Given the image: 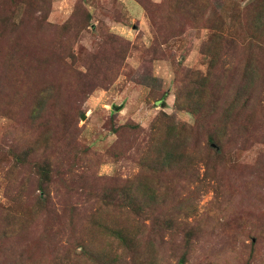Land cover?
I'll return each instance as SVG.
<instances>
[{"label": "rangeland", "instance_id": "374dc122", "mask_svg": "<svg viewBox=\"0 0 264 264\" xmlns=\"http://www.w3.org/2000/svg\"><path fill=\"white\" fill-rule=\"evenodd\" d=\"M163 1L0 0V264H93L79 253L99 210L113 216L104 221L139 235L146 264H155L153 256L178 264L184 252L187 264H264V43L240 25L241 7L253 0H211L233 39L213 66V29L178 16L167 24L157 8ZM205 44L213 51L203 52ZM250 58L260 79L244 91ZM187 71L211 76L210 100L221 111L236 95L248 100L228 115L227 147L216 164L199 162L206 137L193 141L192 166L162 178L164 209H107L104 194L144 173L142 160L155 156L159 119L195 125L175 106ZM37 165L50 169L46 191ZM168 205L183 214L192 207L191 224L180 214L167 229ZM187 232L191 244L183 241Z\"/></svg>", "mask_w": 264, "mask_h": 264}, {"label": "trees", "instance_id": "16d2710c", "mask_svg": "<svg viewBox=\"0 0 264 264\" xmlns=\"http://www.w3.org/2000/svg\"><path fill=\"white\" fill-rule=\"evenodd\" d=\"M157 8L164 13L162 17L167 24H171L173 18L178 16L192 23L194 28L213 29L215 36L209 46L213 48L214 56L216 52V58L212 66L218 62L221 52L227 48L229 42L233 41L229 35L224 34L227 23L218 16L211 0H164ZM146 10L149 12L150 9ZM240 18V25L243 28L247 26L253 30V41L256 42L260 39L264 43V0H253L248 6L241 7ZM210 47L208 48V45L205 44L203 52L213 51ZM251 47L252 43L248 49H251ZM186 75L187 77L184 80L187 82L185 83L187 87L179 88L175 106L178 110L193 115L195 125L178 124L168 116L166 119H159L154 124L153 142L150 145V150H156L154 157L157 158L143 159L144 173L124 182L121 186L118 185L112 192L107 191L104 194L108 199L107 209L115 203L120 209L119 211L128 210L139 215H148L149 212L154 213L153 208L157 207L164 209L166 204L169 203V192L164 190L162 178L175 174L174 170L183 169V165L184 168L192 166V157L195 151L191 146L192 143L198 141L200 137H206L207 145L200 152L198 151L203 157V160H199V162L210 160L212 164H216L219 152L227 147V135L231 136L229 127H232L228 115L233 110L241 112L246 108L248 100L241 101L240 96L236 95L222 106L223 111H221V104L210 100L211 93L208 87L211 84V76L203 77L202 73L194 71H187ZM259 79L260 71L257 62L250 58L240 77L241 85H243L242 89L251 91L253 88H257ZM45 97H47L46 90H42L40 92V99L42 100L32 111L36 117L38 116L36 113H39L42 109V101H45ZM161 101L163 102V99ZM214 116H216L215 122L217 123L211 125ZM16 160L18 163H23L22 157H16ZM37 167L40 171L39 189L45 190V186L51 180L50 169L44 165H37ZM158 190L162 194L157 193ZM111 194L117 195L118 198L115 202L109 200ZM175 210L176 212H174ZM180 211L181 209L178 211L176 205H168L167 215L165 214L166 218L162 221V224L167 229L174 228L181 214L183 216L181 222L190 225L188 218L195 215L193 208L188 206L185 214ZM102 217L113 218V216L106 213V210H99L91 216L92 235L89 242L84 238L82 239L79 254L90 258L94 262L93 264H120L122 262L120 260H124V264H146L141 260H148L146 257L148 249L140 248L142 244L139 235L120 223L116 225L104 221ZM98 237L99 239H97ZM104 239H106L104 244L100 243ZM148 240V248L155 247L151 244V240ZM183 241L191 244L192 235L187 232ZM95 252L99 253L98 256L101 257V260L94 259ZM152 255H155V251ZM153 257L155 258V264H164L163 260ZM178 264H187L186 252L182 254Z\"/></svg>", "mask_w": 264, "mask_h": 264}, {"label": "water", "instance_id": "95a60500", "mask_svg": "<svg viewBox=\"0 0 264 264\" xmlns=\"http://www.w3.org/2000/svg\"><path fill=\"white\" fill-rule=\"evenodd\" d=\"M121 108H122L121 106H114V107H113V110L117 112V111L121 110ZM86 117H87V116H86L85 114H83L82 118H83L84 120L86 119Z\"/></svg>", "mask_w": 264, "mask_h": 264}]
</instances>
